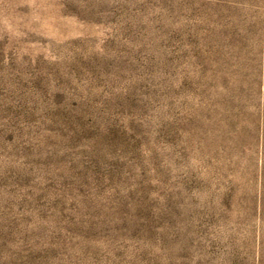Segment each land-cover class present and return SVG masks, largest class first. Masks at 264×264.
Here are the masks:
<instances>
[{
  "label": "rangeland",
  "instance_id": "obj_1",
  "mask_svg": "<svg viewBox=\"0 0 264 264\" xmlns=\"http://www.w3.org/2000/svg\"><path fill=\"white\" fill-rule=\"evenodd\" d=\"M0 264H264V0H0Z\"/></svg>",
  "mask_w": 264,
  "mask_h": 264
}]
</instances>
